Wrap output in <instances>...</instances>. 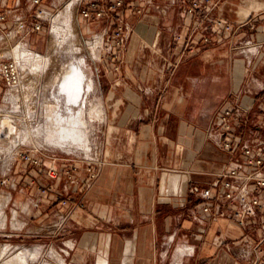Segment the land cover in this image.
Instances as JSON below:
<instances>
[{
    "label": "crops",
    "instance_id": "0c3cea01",
    "mask_svg": "<svg viewBox=\"0 0 264 264\" xmlns=\"http://www.w3.org/2000/svg\"><path fill=\"white\" fill-rule=\"evenodd\" d=\"M65 1L41 0L36 6L32 0H0V10L10 12L2 27L15 32V15L30 23L35 8L51 13ZM86 1L72 5L82 37L112 33L118 18L131 25L125 45L116 49L118 60L104 53L85 68L95 82L94 104L103 109L98 154L61 165L77 166L66 206L54 190H39H62L65 174L52 180L43 168L13 162L11 180L14 191L23 185L18 192L24 211L30 218L33 211L41 215V228L56 224L58 244L50 242L59 253L64 240L75 243L68 254L60 253L58 264H254L264 257V212L257 210L243 225L213 218L201 210L196 191L216 192L222 173L244 169L240 146H255L260 138L264 0H200L194 13L184 12L193 0H127L113 18L99 21L81 16ZM220 17L229 30L215 25ZM46 22L29 37L38 54L44 50L32 44L46 32ZM245 40L253 41L254 53ZM233 108L242 113L234 124L237 148L226 151L209 131L219 112Z\"/></svg>",
    "mask_w": 264,
    "mask_h": 264
},
{
    "label": "rangeland",
    "instance_id": "374dc122",
    "mask_svg": "<svg viewBox=\"0 0 264 264\" xmlns=\"http://www.w3.org/2000/svg\"><path fill=\"white\" fill-rule=\"evenodd\" d=\"M70 4L71 0H67L52 11L49 18L46 17V32L36 34L32 45L42 48L44 52L41 54L31 46L21 49L18 37L13 44H0V54L16 58L22 69L20 83L0 96V264H58L62 259L56 246L59 239L56 224L51 222L48 228H41L42 216L33 211L30 218L29 211H24L22 196L18 192L23 185L19 184L14 191L15 185L11 180L14 173L9 171L10 165L13 162L25 163L17 154L31 150L44 160L55 156L61 166L64 162L95 158L102 140V121L92 112L91 101L94 103L96 94L90 95L87 103L85 98L78 105L71 103L62 90L65 67L72 62L82 63L84 68H88L100 58L99 51L94 47L90 49L88 38L80 35L73 6L68 12ZM55 27L65 31V35L57 38ZM58 41H62L60 46ZM12 49L19 51L21 56H17ZM25 51L33 57L23 55ZM37 55L50 58L47 70H34ZM54 126H68L73 130L69 140L66 139L65 150L54 147L46 139V132ZM36 168L39 167L32 166V169ZM12 193H15V199L9 202ZM50 232L54 235L46 237Z\"/></svg>",
    "mask_w": 264,
    "mask_h": 264
},
{
    "label": "built area",
    "instance_id": "2783aa9c",
    "mask_svg": "<svg viewBox=\"0 0 264 264\" xmlns=\"http://www.w3.org/2000/svg\"><path fill=\"white\" fill-rule=\"evenodd\" d=\"M40 1L32 0L36 6L39 5ZM78 1L71 0L73 2L72 5L74 6ZM126 1L111 0L109 3H106L105 0H87L86 4L81 7L80 13L86 20L99 21L111 19L114 17L115 12L122 9ZM200 5V0H193L192 4L184 12L194 13ZM141 11L142 9H138V12ZM9 14L8 10H0V44L4 42L13 44L15 37H18L21 42V49L30 46L29 37L34 32L42 31L44 21L48 20L51 15L50 12L43 8H35L33 20L30 23L25 22L21 16L15 15L16 31L13 32L10 29L5 30L2 27L7 22ZM214 23L216 26H224L226 30L230 29V24H226L225 20L221 17L217 18ZM212 29L215 31L216 27ZM130 32L131 25L123 19L118 18L117 27L112 33L105 36L93 34L88 37L90 49L92 50L94 47L95 50L99 51L100 58L106 53L118 60L120 55L116 49H120L125 45ZM204 41L208 42L209 37H204ZM244 45L248 52H255L256 47L253 45L252 40H245ZM191 46V41H189L186 43L185 48L190 49ZM13 49L15 50L16 48L13 47ZM13 49L12 52L14 51ZM21 76L22 69L18 60L13 56L7 58L0 54V96L2 93L6 94V90L16 87L21 81ZM241 117L242 113L234 108L225 109L218 113L217 119L209 131V136L216 141L220 149L234 151L237 148L235 145L234 124L240 121ZM257 129L261 131L257 144L254 146L249 142H244L240 146L243 160L246 163L245 168L236 167L222 173L216 192L213 191L212 187L196 191V195L202 200L201 210L209 213L211 217H228L243 225L248 217L256 216L257 210L264 212V199L261 197V193H264V121L257 126ZM17 156L20 160L22 159L34 167L43 168L45 174L52 180H56L61 174H65L67 180L62 190L56 189L51 185H39V190L42 192L48 189L54 190L55 197L59 203L63 206L69 204L72 200V195L69 191L70 185L77 182V178L73 177V172L77 170V166H60L55 156L49 160H44L43 157H38L31 150L21 151ZM84 160L87 161L86 158ZM91 165L92 163L90 162L88 171H92ZM94 176L95 174L92 173L91 177ZM216 202L219 203V208L215 211L214 205ZM82 206L83 200L78 204V207ZM193 215L195 218H198L196 211L193 212ZM74 247L75 243L71 239L64 240L60 253L68 254ZM254 264H264V257L260 256Z\"/></svg>",
    "mask_w": 264,
    "mask_h": 264
},
{
    "label": "bare ground",
    "instance_id": "6f19581e",
    "mask_svg": "<svg viewBox=\"0 0 264 264\" xmlns=\"http://www.w3.org/2000/svg\"><path fill=\"white\" fill-rule=\"evenodd\" d=\"M71 10H72V4H70L68 6V12L69 13L71 12ZM67 22H69V21H67ZM54 31H56L58 34L57 38L63 37L65 35V31L61 30L59 27H55ZM61 44H62V41L59 42L58 46H60ZM14 52L17 56L20 55L19 51L16 50ZM29 53H27L25 51L23 55L29 56ZM30 56H32V55H30ZM35 61H36V63L33 66L34 70L36 69L35 71H42L43 72V71L47 70L49 63H50V58L44 57L42 55H37V57H35ZM63 72H64L65 76H64L63 81H62V90L66 94V96L68 97L69 101L71 103H75V104L80 105L81 102H83V100L86 98L85 103H87V100H88L87 98L90 95L93 96L95 93V86H94L93 81L91 79H89V74L87 73V70H85V68L83 67V64L82 63L76 64V63L71 62L67 67H65L63 69ZM91 104H92V112L94 113L95 117L102 119L103 109H102L101 103H97V104L95 103L94 104L91 101ZM8 122L9 121L6 122V125H8ZM72 133H73V130L70 129L68 126H64V127H60V128L54 126L52 128H49L48 132H46V134H47L46 139L54 147H59V148H62L65 150L66 149V146H65L66 145V143H65L66 139H68V136L69 135L71 136ZM80 140L84 141V138L80 137Z\"/></svg>",
    "mask_w": 264,
    "mask_h": 264
}]
</instances>
